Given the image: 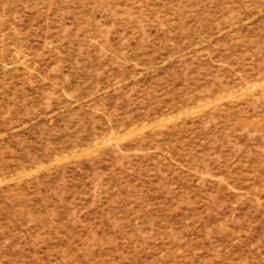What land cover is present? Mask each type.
<instances>
[{
	"label": "rangeland",
	"instance_id": "1",
	"mask_svg": "<svg viewBox=\"0 0 264 264\" xmlns=\"http://www.w3.org/2000/svg\"><path fill=\"white\" fill-rule=\"evenodd\" d=\"M0 264H264V0H0Z\"/></svg>",
	"mask_w": 264,
	"mask_h": 264
}]
</instances>
